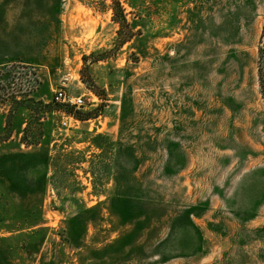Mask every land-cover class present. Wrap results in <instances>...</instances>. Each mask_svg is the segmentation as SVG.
Here are the masks:
<instances>
[{
    "label": "rangeland",
    "instance_id": "rangeland-1",
    "mask_svg": "<svg viewBox=\"0 0 264 264\" xmlns=\"http://www.w3.org/2000/svg\"><path fill=\"white\" fill-rule=\"evenodd\" d=\"M0 264H264V0H0Z\"/></svg>",
    "mask_w": 264,
    "mask_h": 264
},
{
    "label": "built area",
    "instance_id": "built-area-1",
    "mask_svg": "<svg viewBox=\"0 0 264 264\" xmlns=\"http://www.w3.org/2000/svg\"><path fill=\"white\" fill-rule=\"evenodd\" d=\"M55 99L60 103H63L65 105H71L76 109H81V107H83V105H84V101H83L81 96L68 97L65 95V92L61 89L56 91ZM75 121L78 122L77 120H75ZM66 125H67V123L65 121L62 122V126H66Z\"/></svg>",
    "mask_w": 264,
    "mask_h": 264
}]
</instances>
